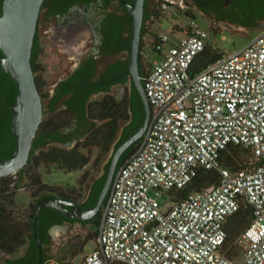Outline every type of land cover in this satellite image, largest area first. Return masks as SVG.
Wrapping results in <instances>:
<instances>
[{"label": "built area", "instance_id": "1", "mask_svg": "<svg viewBox=\"0 0 264 264\" xmlns=\"http://www.w3.org/2000/svg\"><path fill=\"white\" fill-rule=\"evenodd\" d=\"M154 1L190 20L174 24L183 36L151 61L144 81L150 122L115 173L95 247L80 261L60 264H264V27L245 46L193 71L210 31L190 13L188 0ZM230 143L250 148L258 162L224 165ZM203 168L217 170L218 183L176 198ZM153 189L170 192L172 204L163 205ZM245 207L251 220L236 239L237 262L224 249L226 221Z\"/></svg>", "mask_w": 264, "mask_h": 264}, {"label": "trees", "instance_id": "2", "mask_svg": "<svg viewBox=\"0 0 264 264\" xmlns=\"http://www.w3.org/2000/svg\"><path fill=\"white\" fill-rule=\"evenodd\" d=\"M3 2L4 0H0L1 13ZM61 3H63V0L57 1V4ZM145 10L149 17L159 15L161 12V8L154 0H146ZM259 10L262 14L263 7L260 6ZM190 13L195 15L194 11H190ZM260 27L263 26L258 28ZM146 32L147 30L143 28L142 33ZM118 39L119 33L116 27L106 31L104 42L106 48L104 52L112 53L118 49ZM156 51H159V48ZM3 54L4 52L0 47V55ZM39 54L40 49L36 33L32 55L33 68L42 99L47 98L51 101L47 106L48 108L44 110V116L34 138L27 164L16 173L0 176V247L8 253H16L22 246L27 245L24 253L7 257L5 264H39V261L44 264L49 257L45 252V243L50 240L48 228L53 223L81 221L98 226L103 208L93 217L80 220L68 216L52 206L41 208L34 226L37 201L42 196L54 194L77 199L74 196L75 187H64L60 184H51L45 181L40 167H45L48 172L53 164L66 171L81 170L91 162L92 155L95 149L98 148V154L93 162L94 168L103 156L110 151L113 144L114 148L117 147L140 127L145 116L143 99L136 85H134L133 93L128 88L124 89L122 95L107 90L100 97L89 98L95 89L105 85V80L112 79L117 75L119 61L110 64L101 78L97 80L91 77V73L87 74L88 67L84 63L83 66L60 83L57 92L52 96L50 91L44 90V80L38 74L41 69L38 61ZM223 55V51H220L218 47L209 42L205 49L197 55L192 69L193 71H201ZM150 64L151 62L146 66L144 65L143 55L140 53V71L143 81H145L148 74ZM84 77L86 83L83 87L79 84V81ZM119 80H125V78ZM99 81H102L104 85L102 83L96 85ZM104 87L108 89L110 85L107 84ZM18 91L16 79L11 73L6 72L0 64V159L8 157L17 146V138L13 131L12 104L17 99ZM58 106L61 107L58 108ZM127 121H131V123L126 126L120 135L122 124ZM75 138L77 141L72 143ZM142 139L143 137L124 151L118 167L135 152ZM247 152L252 153L250 148L230 143L222 153L223 164L232 169H239L257 163L258 161L254 156L251 160L246 158ZM108 166L109 161L104 164L105 171L100 176L92 197L86 202L87 207L96 202L105 183ZM90 172L87 169L80 175L78 178L80 187L90 179ZM218 181L219 172L217 170L200 169L199 173L187 186L175 191L176 198L182 199L189 192L211 187ZM22 187L31 190L32 200L28 204L20 201L17 197L18 190ZM250 220V209L248 207L242 208L228 217L226 221L228 235L224 243V249L231 258L239 255L240 247L236 239ZM35 233L38 234L43 243L42 251L39 249ZM96 237L97 229L87 233L75 250V254L84 249V245L89 239H96ZM112 264L127 263L114 262Z\"/></svg>", "mask_w": 264, "mask_h": 264}, {"label": "flooded vegetation", "instance_id": "3", "mask_svg": "<svg viewBox=\"0 0 264 264\" xmlns=\"http://www.w3.org/2000/svg\"><path fill=\"white\" fill-rule=\"evenodd\" d=\"M57 1L59 0H44L42 3L37 27L40 53L44 50V43H42L40 33V26L42 23L48 24L51 30L50 37L54 44L53 48L59 47L62 52H74L76 42H82L83 48L79 51L77 62L72 65L71 70L55 82L52 90H50L52 96L57 92L60 83L71 76L77 69L83 66L84 63H86L88 67L87 74L91 73V77L97 80L101 78L103 72L108 69L110 64H115L118 61L119 72L117 75L112 79L105 80V85L109 84L110 87L107 89V87H104L105 85L103 82L99 81L96 85L102 83L104 86L95 89L90 94L89 98L100 97L107 90L115 93L114 87L117 84L122 87L119 93L120 95L123 94L125 88H128L130 92L133 93L135 83L132 74L127 71L131 49L132 18L131 12L126 6V2H131L132 0H63L61 4H57ZM189 1L191 2V8L195 14L196 12L200 13L211 23L219 22L231 27L246 29H256L259 26H264V0ZM260 6L263 7L262 14L259 10ZM162 12L165 11L161 10L159 15H151L150 17L147 16L146 10L144 12L143 28L149 31L152 36L154 35L149 43V46H153V48L151 47L150 49L154 51L163 47L165 43L159 38L160 32L153 29L154 26H158L165 22V19L161 18ZM114 27L118 29L119 33V48L112 53H107L104 52L106 48L104 45L105 32ZM146 33H142L140 53H142L145 46ZM68 67L69 61L66 59L62 68L66 69ZM120 78H125V80H119ZM85 83V77L79 81V84L83 87ZM88 88H90V86H88ZM50 101L51 99L47 98L43 100L45 109L48 108L47 106ZM59 107L61 106H58V108ZM130 123L131 121H127L122 124L120 135ZM76 141L77 139L75 138L72 143ZM103 172L91 178L82 201L78 199L73 200L82 207H87L88 205H86V202L92 197L93 191ZM103 206L104 203L101 209ZM74 222L76 221L57 222L50 225L48 228V234L50 235L49 242L51 241L50 228L53 225H63ZM49 242L45 243V245Z\"/></svg>", "mask_w": 264, "mask_h": 264}, {"label": "water", "instance_id": "4", "mask_svg": "<svg viewBox=\"0 0 264 264\" xmlns=\"http://www.w3.org/2000/svg\"><path fill=\"white\" fill-rule=\"evenodd\" d=\"M43 1L4 0L3 11L0 12V47L4 52L0 55V64L16 79L19 89L17 99L12 104L13 131L17 138V146L8 157L0 159V176L16 173L27 164L34 138L44 116V102L32 63L33 46ZM145 2L146 0L126 2L132 18L131 49L127 71L132 74L133 81L143 99L145 116L142 124L112 150L108 159L109 166L105 183L93 205L82 207L71 198L54 194L44 195L37 201L34 226L43 206L58 208L68 216L80 220L96 215L107 197L122 154L143 137L149 125L152 108L140 71ZM35 238L42 251L43 243L37 233H35ZM39 264L42 262L39 261Z\"/></svg>", "mask_w": 264, "mask_h": 264}, {"label": "rangeland", "instance_id": "5", "mask_svg": "<svg viewBox=\"0 0 264 264\" xmlns=\"http://www.w3.org/2000/svg\"><path fill=\"white\" fill-rule=\"evenodd\" d=\"M189 8L192 11L191 4L188 2ZM195 13V12H194ZM196 17L200 22L210 31L209 41L210 43L218 47L220 51L224 53H231L238 48L245 46L250 39L258 33V31L263 28L256 29H246V28H235L228 25H224L219 22H210L200 13L196 12ZM161 18L165 19V22L158 26H154L153 29L159 31L160 33L169 34L170 39L166 41L163 45V49H167L174 39H180L183 36L182 31H178L174 28V24L181 23L186 24L190 20V16L186 15L182 10L176 7L170 8L169 10L161 13ZM41 40L44 47L42 53L38 57L41 69L38 74L44 80V90H52L55 82L66 75L72 68V65L77 62V57L79 51H81L82 42H76L74 46V52H62L59 47L53 48L54 44L52 38L50 37L51 30L48 24L42 23L40 26ZM149 31L146 33L145 46L142 51L143 62L146 66L153 59L158 58L160 55L158 52L150 49L153 46H149L151 38H153ZM69 61L68 68H62L65 60ZM122 87L118 84L114 87V92L119 94ZM114 149V144L111 146L110 151L103 156L102 160L97 166L93 168V162L98 154V148L95 149L91 162L81 170L66 171L63 168H59L56 164L51 165L49 172L48 169L41 166L40 169L43 173V178L45 181L51 184H60L64 187H75L74 196L78 200H83L86 194V190L91 178L98 175L104 171V164L108 161L112 150ZM246 158L248 160L253 159L251 152H247ZM89 169L91 172L90 179L82 186H79L78 178L82 173ZM151 192L158 197L163 205H170L174 201L172 194L170 192H160L157 193L155 189ZM17 197L20 201L28 204L32 200L31 190L26 187H22L18 190ZM98 226L93 223H84L81 221H76L74 223L67 224H55L50 228L51 241L46 244V254L49 256L44 264H60L62 261L75 258V260L80 261L84 257L85 253H89L96 245V240L94 238L89 239L84 245V249L78 251L75 254V250L79 247L81 241L87 235V233L95 231ZM58 231V232H57ZM27 245H24L16 253H8L0 247V264L6 263V258L11 256H17L26 251ZM74 251V252H72ZM242 258V251L237 257L234 258L235 261L239 262Z\"/></svg>", "mask_w": 264, "mask_h": 264}, {"label": "crops", "instance_id": "6", "mask_svg": "<svg viewBox=\"0 0 264 264\" xmlns=\"http://www.w3.org/2000/svg\"><path fill=\"white\" fill-rule=\"evenodd\" d=\"M72 252H74V251H72Z\"/></svg>", "mask_w": 264, "mask_h": 264}, {"label": "bare ground", "instance_id": "7", "mask_svg": "<svg viewBox=\"0 0 264 264\" xmlns=\"http://www.w3.org/2000/svg\"><path fill=\"white\" fill-rule=\"evenodd\" d=\"M58 232V231H57Z\"/></svg>", "mask_w": 264, "mask_h": 264}]
</instances>
